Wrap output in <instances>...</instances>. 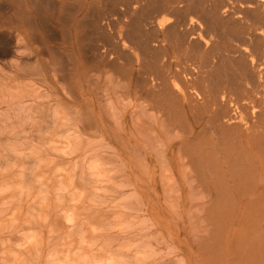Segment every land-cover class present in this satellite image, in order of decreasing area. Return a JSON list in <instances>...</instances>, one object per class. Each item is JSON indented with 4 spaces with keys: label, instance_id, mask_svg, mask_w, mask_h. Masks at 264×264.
<instances>
[{
    "label": "rangeland",
    "instance_id": "1",
    "mask_svg": "<svg viewBox=\"0 0 264 264\" xmlns=\"http://www.w3.org/2000/svg\"><path fill=\"white\" fill-rule=\"evenodd\" d=\"M79 1L0 0V264H257L264 178L187 163L176 116L151 119L109 83L67 86V62L96 63L92 37L64 39Z\"/></svg>",
    "mask_w": 264,
    "mask_h": 264
},
{
    "label": "bare ground",
    "instance_id": "2",
    "mask_svg": "<svg viewBox=\"0 0 264 264\" xmlns=\"http://www.w3.org/2000/svg\"><path fill=\"white\" fill-rule=\"evenodd\" d=\"M86 1L61 6L87 10L82 29L74 22L75 35L69 29L64 39L95 42L93 69L72 60L74 69L67 62L60 70L67 86L81 92L84 85L109 83L120 90L113 96L150 118L176 116L187 163L224 165L239 184L257 186L264 178V0H104L102 8ZM13 33L16 43L28 37ZM106 90L101 98L113 110ZM258 248L257 264H264V244Z\"/></svg>",
    "mask_w": 264,
    "mask_h": 264
}]
</instances>
